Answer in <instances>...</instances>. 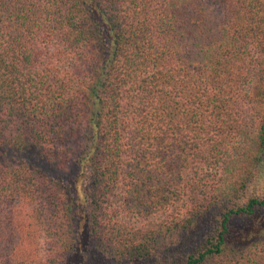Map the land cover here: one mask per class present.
I'll use <instances>...</instances> for the list:
<instances>
[{
    "label": "trees",
    "instance_id": "obj_1",
    "mask_svg": "<svg viewBox=\"0 0 264 264\" xmlns=\"http://www.w3.org/2000/svg\"><path fill=\"white\" fill-rule=\"evenodd\" d=\"M117 191L184 206L131 231ZM41 231L43 264H264V0H0V264Z\"/></svg>",
    "mask_w": 264,
    "mask_h": 264
},
{
    "label": "rangeland",
    "instance_id": "obj_2",
    "mask_svg": "<svg viewBox=\"0 0 264 264\" xmlns=\"http://www.w3.org/2000/svg\"><path fill=\"white\" fill-rule=\"evenodd\" d=\"M32 164L39 166L41 169H44L48 175L58 174L60 177L65 178L67 175V170L57 171L54 168H47L46 166L42 165L40 162H37L32 156L29 158ZM115 198L112 199V207L115 212H117V216L119 219V224H121L124 228L130 229L131 231H140L145 232L147 230H156L157 228L166 225L170 216L175 215L179 212V210L183 209V203L175 204L170 206L166 212L158 213L155 215L142 217V216H135L129 215L124 212L123 207L121 206V201L119 198L118 191L115 193ZM36 246H37V253L34 261L32 264H43L45 258V251H44V233L41 231L38 233V237L36 239Z\"/></svg>",
    "mask_w": 264,
    "mask_h": 264
}]
</instances>
